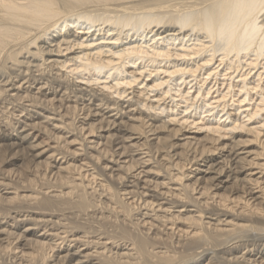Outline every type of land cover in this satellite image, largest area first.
I'll return each instance as SVG.
<instances>
[{"label":"bare ground","instance_id":"obj_1","mask_svg":"<svg viewBox=\"0 0 264 264\" xmlns=\"http://www.w3.org/2000/svg\"><path fill=\"white\" fill-rule=\"evenodd\" d=\"M262 112L264 0H0V264H264Z\"/></svg>","mask_w":264,"mask_h":264},{"label":"rangeland","instance_id":"obj_2","mask_svg":"<svg viewBox=\"0 0 264 264\" xmlns=\"http://www.w3.org/2000/svg\"><path fill=\"white\" fill-rule=\"evenodd\" d=\"M195 61H199V59H196ZM181 62H182V60H181ZM191 62V61H190ZM200 63L202 62V60L201 61H199ZM214 63V62H213ZM217 65V63L215 64V65H211V66H216ZM244 67H246V66H244ZM243 67V70L245 71V70H248V67H246V68H244ZM231 72L233 71V70H230ZM223 73H225V71H223L222 72V74ZM226 73H227V71H226ZM220 75V76H218L216 79L218 80V82H217V84H216V79H215V77H213V78H211V79H209V81L207 82V84H208V87H213V89H212V93H211V95L209 96V98H213V97H217V96H219V93H217V92H215V90H217V88L218 89H221V90H223V92H225L226 90H227V88H226V85H227V83H229V80L228 81H226L225 82V80H226V78H228L227 76H223V75ZM234 75H236V74H234ZM154 76H155V74H154ZM205 77H206V75H204ZM225 79V80H224ZM236 81H237V79H236ZM225 83V84H224ZM216 84V86H214ZM190 85H187V87H189ZM135 87H137L136 89H138V88H140L141 87V85H137V86H135ZM184 87L185 86H183V88L182 89H184ZM234 91H235V93L237 94V95H235L234 96V98L233 99H230L229 100V104H231V106H230V109L231 110H235L236 112H241V111H244L243 109H250L251 110V112H253V110H255V105H254V103H258V100H257V98H256V96L254 95L253 97V99L254 100H248V101H244V102H242V104H241V101L243 100V99H245V95H242L243 94V92L242 93H240V88H239V86H236L235 88H234ZM252 93L253 94H255L253 91H252ZM173 94H175V92H173ZM179 99V98H178ZM177 99V100H178ZM235 100V101H234ZM241 100V101H240ZM257 100V101H256ZM168 102H170V99H168ZM233 104V105H232ZM235 104V105H234ZM244 105V106H242V110H236V107H238L239 105ZM253 104V105H252ZM171 105V104H170ZM179 108L180 109H177L178 110V113H180V112H184V107L186 106V103L185 102H180L179 103ZM253 108V109H252ZM176 109V108H175ZM248 109V111H250ZM191 111H193L194 113L196 112V110H194L193 108L191 109ZM190 111V112H191ZM199 111V113H198V115H195L193 118H190V121H192V120H194V122H197L198 124H202L203 123V121L201 120V118H203L202 116H204V117H206L205 119H208V116L205 114V115H203V113H201V110H198ZM203 111H204V109H203ZM193 112H192V114H193ZM263 113V112H262ZM183 115H184V113H182ZM182 114H180L178 117L180 118L181 116H182ZM223 114V113H222ZM246 113H243L241 116H240V118L241 119H244V120H247V117H245L246 115H245ZM264 114V113H263ZM164 116H166V113H164L163 114ZM259 119H262V117H259L257 120H259ZM183 122V120H181L180 122H177V124H181ZM189 126H190V128L192 127V129H197L196 128V126L194 125V124H189Z\"/></svg>","mask_w":264,"mask_h":264}]
</instances>
